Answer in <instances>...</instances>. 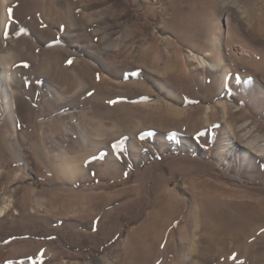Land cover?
I'll return each mask as SVG.
<instances>
[{"label":"rangeland","instance_id":"rangeland-1","mask_svg":"<svg viewBox=\"0 0 264 264\" xmlns=\"http://www.w3.org/2000/svg\"><path fill=\"white\" fill-rule=\"evenodd\" d=\"M6 64L0 264H264V0H0Z\"/></svg>","mask_w":264,"mask_h":264},{"label":"bare ground","instance_id":"bare-ground-1","mask_svg":"<svg viewBox=\"0 0 264 264\" xmlns=\"http://www.w3.org/2000/svg\"><path fill=\"white\" fill-rule=\"evenodd\" d=\"M7 1L8 0H2V4H3V7H4V5L7 3ZM5 16V15H4ZM4 20V19H3ZM206 55H208V52H205V54H203V55H198V54H194V56L196 57V59L199 61V63H200V66L199 67H201L202 68V66H205V65H208L209 67H210V69H212V70H217L218 69V66H217V63L215 62H209V61H207V59H205L204 58V56H206ZM57 56V55H56ZM13 58V57H12ZM7 61H13V59H7ZM20 62V61H19ZM199 67H197V68H199ZM3 72H1L0 71V76H1V81H2V84H0V91L2 92V97H3V99H4V102H5V108L7 109V111H8V114H9V116H10V118L11 119H14V113H15V111L13 110V105H14V103H15V98H16V94H17V91H16V89L14 88V86L13 87H11V83H10V78H14V74H15V71H13L12 70V67H11V64H6V66H5V69H3L2 70ZM224 71L226 72V71H228V69L227 68H225L224 69ZM63 72V71H62ZM62 72H58L57 71V76H58V73H62ZM74 75V74H73ZM63 76V75H62ZM224 76H225V74H223V76H222V79L224 78ZM67 77H68V81H70L69 82V84L67 85V87H66V89L68 88V87H73V86H75V85H77V83H78V85L80 84L81 85V82H82V80H81V77L79 76V74H77V72L75 73V75L74 76H70V74H69V76L67 75ZM204 77H205V75H204ZM57 78V77H56ZM55 78V79H56ZM61 78V77H60ZM9 82V85H10V87H9V89L7 88V85H5V87H4V84L6 83V82ZM126 81V80H125ZM5 82V83H4ZM123 83V82H122ZM196 83V82H195ZM13 88V89H12ZM65 89V90H66ZM198 97V96H197ZM167 107V106H166ZM212 108V107H211ZM164 110H165V108H164ZM213 110H215V109H211V111H213ZM166 111V110H165ZM167 113H173V114H182L184 111H181L179 108L177 109V108H172V109H169L168 111H166ZM231 130V133H232V135L230 136V139H229V144L230 145H233V143H234V141L232 140V139H235V140H245L246 139V137L247 136H245L246 135V133H244V134H236L237 133V131H239V130H237L236 129V127L234 126L233 128H231L230 129ZM230 133V134H231ZM252 139L253 140H256V136H253L252 137ZM249 141H248V139L246 140V142H245V144L243 145V149L242 148H240L241 150H239V151H237L238 153H240V154H246V149L247 150H251V151H253V150H257V151H259V152H256V154L258 153V154H262V155H264V142L262 143L261 141H259V140H257V141H251V143H248ZM244 147H245V149H244ZM247 155V154H246Z\"/></svg>","mask_w":264,"mask_h":264},{"label":"snow or ice","instance_id":"snow-or-ice-1","mask_svg":"<svg viewBox=\"0 0 264 264\" xmlns=\"http://www.w3.org/2000/svg\"><path fill=\"white\" fill-rule=\"evenodd\" d=\"M8 11H9V13H11V9H9ZM68 63H71V60H69ZM24 66L27 67V65H24ZM97 80H99V74L97 75Z\"/></svg>","mask_w":264,"mask_h":264}]
</instances>
